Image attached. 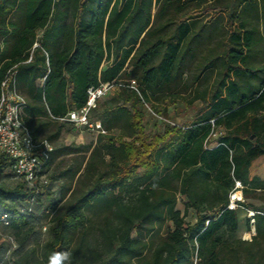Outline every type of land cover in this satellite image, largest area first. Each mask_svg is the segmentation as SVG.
Listing matches in <instances>:
<instances>
[{"label": "trees", "instance_id": "16d2710c", "mask_svg": "<svg viewBox=\"0 0 264 264\" xmlns=\"http://www.w3.org/2000/svg\"><path fill=\"white\" fill-rule=\"evenodd\" d=\"M6 79L25 98L22 122L54 147L34 182L0 153V218L20 247L37 233L33 206L51 185L42 177L56 157L74 155L52 176L60 200L49 207L50 239L39 253L11 252L12 264H264V177L250 175L264 157V0H0V95ZM106 83L118 87L91 109L96 143L58 149L75 126L62 119ZM167 100L203 105L191 121L148 132L146 105L167 116ZM9 174L20 179L13 187L2 182ZM236 190L242 200L230 209ZM240 209L255 229L248 240L225 235ZM164 220L174 228L142 237Z\"/></svg>", "mask_w": 264, "mask_h": 264}, {"label": "rangeland", "instance_id": "374dc122", "mask_svg": "<svg viewBox=\"0 0 264 264\" xmlns=\"http://www.w3.org/2000/svg\"><path fill=\"white\" fill-rule=\"evenodd\" d=\"M208 20L209 18H203ZM207 22V21H206ZM200 60V57L197 60H193L192 67L190 70H194L196 64ZM189 71L188 75L191 74ZM116 90L112 88L106 95L100 99V103H105L113 92ZM110 93V94H109ZM178 93L175 92L172 96H176ZM186 96L187 99L190 98L188 93L183 94ZM154 101V100H153ZM154 103H157L154 101ZM168 108V115L167 116H159L156 114L149 105H146L145 109V118L144 123L146 130L148 132H155V131H163L164 122H169L172 124L182 125L185 121H191L199 108L202 106V101H197L187 108L184 105H177V103L167 100L166 103H163ZM99 107L94 111L92 119H97L99 114ZM99 129L95 127V129L90 130L83 127H76L73 125H67L65 129L62 131L59 139L56 142V147L61 148L63 146H83L88 147L96 143L98 138ZM113 133H117V131H112ZM217 135L213 136L212 141H215ZM90 153L87 155L89 156ZM74 157L73 154L67 155H60L56 157L46 175L42 177V180L48 179L49 183L51 184L49 187L41 188V195H40V204H36L33 206L32 215V223H34L36 234L23 246L20 247L18 244V236L8 227L7 221L3 219V215L0 218V264H12L10 260L11 252H17V255L23 253L31 247H36L38 249V253L41 252L43 245L50 239L49 234V221L51 219L52 211L50 210V205L60 200V187L59 183L52 179V176L57 171L63 169L67 164L72 161ZM64 162V163H63ZM264 172V157H261L255 160L251 167H250V175L252 174H263ZM53 180V181H52ZM20 181L19 178L14 177L12 175H6L2 182L8 186L13 187ZM240 193V191H239ZM240 195V194H239ZM185 197L177 194V203L176 208L180 209L182 212L185 211ZM14 203L18 208H22L25 205L21 203V201L14 199ZM254 203L259 204L260 201L255 200ZM247 217V214L244 210L240 209ZM196 213L194 210L189 209L186 215V220L193 222L195 220ZM100 220L99 216L93 217V223H98ZM174 225L169 220H164L160 225H158L157 229L155 230L153 235H148L145 231H143V238L148 241L152 239L155 235V238H159L160 236H164L169 230H172ZM159 231V232H158ZM227 237H241L243 239H250L253 236V230H248L246 226V221H243L242 224L238 226V229L234 232H225ZM133 236H139V232L134 231ZM5 248V250H3ZM150 253L148 252L147 255Z\"/></svg>", "mask_w": 264, "mask_h": 264}, {"label": "built area", "instance_id": "2783aa9c", "mask_svg": "<svg viewBox=\"0 0 264 264\" xmlns=\"http://www.w3.org/2000/svg\"><path fill=\"white\" fill-rule=\"evenodd\" d=\"M2 87L3 91L0 95V153L13 160L12 170L15 176L34 182L39 177V173L43 170L54 147L47 140H35L29 128L20 119V109L25 104V98L17 91L15 82L9 85L8 79H6L2 82ZM115 87L118 86L106 83L98 88H90L86 106L80 110L69 112L67 117L62 120L70 121L76 127L90 130L95 127L100 129V123H95L89 118L91 109L96 106L98 99ZM131 87L135 88V82L131 83ZM235 188H242L240 181H236ZM239 191L231 193L230 209H236L237 201L242 200V195H238ZM253 215L254 212H249L250 217ZM3 219L7 220V215H4ZM252 223H254V219H252ZM254 234L255 229L253 228Z\"/></svg>", "mask_w": 264, "mask_h": 264}, {"label": "crops", "instance_id": "0c3cea01", "mask_svg": "<svg viewBox=\"0 0 264 264\" xmlns=\"http://www.w3.org/2000/svg\"><path fill=\"white\" fill-rule=\"evenodd\" d=\"M202 105H203V102H202ZM215 145H216V143H214L212 146H215ZM254 175H259L261 177H264V172H263V174H252V176H254ZM240 194L242 195L241 191H240ZM238 213H239V225H240V224H242L243 221H246V217H245V214L241 210H238Z\"/></svg>", "mask_w": 264, "mask_h": 264}, {"label": "bare ground", "instance_id": "6f19581e", "mask_svg": "<svg viewBox=\"0 0 264 264\" xmlns=\"http://www.w3.org/2000/svg\"><path fill=\"white\" fill-rule=\"evenodd\" d=\"M240 193H238V195H239Z\"/></svg>", "mask_w": 264, "mask_h": 264}]
</instances>
